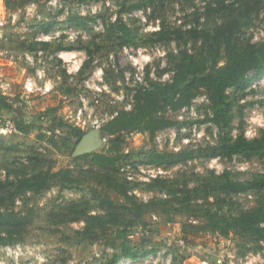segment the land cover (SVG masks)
Segmentation results:
<instances>
[{"label":"rangeland","instance_id":"rangeland-1","mask_svg":"<svg viewBox=\"0 0 264 264\" xmlns=\"http://www.w3.org/2000/svg\"><path fill=\"white\" fill-rule=\"evenodd\" d=\"M220 1L231 9L213 11ZM244 2L32 0L9 10L0 0V93L19 96L29 121L48 108H57L58 116L71 122L82 109L85 132L102 128L116 112L131 109L134 89L170 81L171 72L164 70L172 66L181 50L199 45L200 40L195 42L190 30L213 31L238 15L242 24L236 36L239 44L264 41V1L260 7L250 11L243 7L240 12L238 7ZM136 4L143 7L126 11ZM78 16L90 19L87 29L74 28L68 22ZM117 20L136 34V45L119 48L117 34L109 30ZM162 28L179 30L184 38L154 42L152 34ZM41 43L48 45L45 48ZM59 47L65 50L57 51ZM69 48L73 49L66 50ZM30 79L31 92L25 89ZM227 93L233 104L229 138L239 134L258 137L264 130V74L248 87L231 88ZM210 115V102L201 92L189 108L167 113L180 125L158 132L153 141L145 134L126 135L120 153L123 157L115 165L96 164L92 155L74 160L69 153L56 152L37 139V130L29 135L17 130L0 135V183L7 177L14 180L17 173L30 174L34 168L54 172L67 167L79 181L73 189L60 190L55 183L37 195L0 196V214L12 212L20 218L18 224L0 218V236L6 240L0 241V264H107L121 241L115 231L124 226L134 232L127 239L130 246L156 251L135 262L122 259L117 264H264L263 241L240 231L226 238L219 236L205 228L202 215L209 208L224 216H237L264 201V192L227 195L215 183L226 170L237 181L263 174L264 159L201 157L163 168L158 176L163 182L151 187L129 190L123 181L129 174L135 178L131 182L156 174L153 168L142 165L151 150L174 154L215 146L219 131L207 121ZM9 117L4 110L0 112V128ZM106 140L96 152L110 157ZM12 171L15 173L10 174ZM203 179L208 180L209 188ZM125 194L133 201H126ZM104 197L112 202L119 223L107 222L106 229L95 228L89 238H78L75 233L84 228L85 214L105 216L99 204ZM132 202L140 210L136 211ZM140 234L148 241H142Z\"/></svg>","mask_w":264,"mask_h":264},{"label":"trees","instance_id":"trees-1","mask_svg":"<svg viewBox=\"0 0 264 264\" xmlns=\"http://www.w3.org/2000/svg\"><path fill=\"white\" fill-rule=\"evenodd\" d=\"M31 1L4 0V5L9 10H15ZM78 1L82 3L86 0ZM244 1V4L238 7L240 12L243 7H246L248 11L253 10L254 6L260 7L261 1L264 0ZM142 7V4H136L127 8L126 11L132 12ZM123 8L124 5L121 6V9ZM229 8L230 6L220 1L213 11H225ZM238 17V15L232 17L213 31L190 30L188 33L194 35L196 38L194 41L200 40L199 45L192 50H181L177 59L172 62V66L164 70L171 72L170 81L150 82L147 87H137L132 92L131 109L116 112V115L102 126L101 129L106 135L108 151L111 156H102L93 152L74 158V160L92 155L96 164L115 165L123 157L120 153L126 135L145 134L150 141H153L158 132L180 125L178 121L167 116V113H177L182 109L189 108L192 101L201 92L206 93L210 102L211 115L207 121L219 131L218 143L215 146L184 149L174 154L151 150L148 152L147 158L142 161V165L167 169L201 157L231 159L236 155L264 159V130L260 131L258 137L252 139L246 138L243 134H239L235 139L229 138L232 131L233 104L230 102L227 91L231 88H246L264 74V41L260 43L246 42L240 45L236 39L242 28ZM87 21H90L88 17L78 16L70 18L68 22L74 28L87 29ZM247 23L248 21L243 25ZM50 28L51 26L47 27L46 31H49ZM109 30L117 34L115 40L119 48L137 44L136 34L131 32L129 27L120 20L111 24ZM152 37H155L154 42L158 43L171 41L172 37H174L173 39L184 38L179 30H164V28L153 33ZM41 45L46 48L48 44L41 43ZM70 49L73 48L66 50ZM63 50L65 49L57 48V51ZM249 73L254 74L249 76ZM24 108L25 104L19 96L11 97L0 93V112L4 110L10 115L9 118L12 119L18 132L29 135L37 130L38 140L45 141L56 152H66L71 156L75 146L86 132L59 117L57 108H48L32 121L27 119L28 115ZM16 176L14 180H9L7 177L4 182L0 183V196L12 199L27 193L41 194L49 190L55 183L58 184L60 190L73 189L79 184L78 179L73 175V169L68 167L54 172L50 168L41 170L34 168L30 174L23 172L17 173ZM123 181L130 190L132 187L149 185L151 187L154 183L163 182V179L156 177L143 183L130 182L126 179ZM202 181L206 184L205 187L209 188L208 180L203 179ZM215 183H217L218 190L227 195L259 194L264 192V173L254 175L244 181H237L232 180L230 172L226 170ZM124 197L126 201H133V197L128 194H125ZM99 204L105 212V216H86L85 214L83 216L85 218L84 228L75 233L78 238H89L94 235L95 228L106 229L107 222L112 225L119 223V217L112 212L113 204L107 197L101 198ZM132 205L136 211L140 210L138 205L133 202ZM202 215L205 219V228L212 233L226 238L230 234L240 231L254 236L264 243L263 199L258 202L255 208L242 211L237 216H224L209 208L205 209ZM0 218L8 220L10 223L20 222L19 216L12 212H9L7 216L0 214ZM133 234L134 232L126 226L115 231L116 238L121 241L118 251L112 254L107 264H117L122 259L135 262L156 251V248L138 250L130 246L127 239ZM140 237L142 241L149 239L145 234H140ZM0 241L5 242L6 240L0 236ZM176 251H180V249Z\"/></svg>","mask_w":264,"mask_h":264},{"label":"built area","instance_id":"built-area-1","mask_svg":"<svg viewBox=\"0 0 264 264\" xmlns=\"http://www.w3.org/2000/svg\"><path fill=\"white\" fill-rule=\"evenodd\" d=\"M25 89L27 91H33V86H32V82H31V79L28 80L26 83H25ZM74 121H76V123H74ZM72 123L74 126L80 128L81 130H84L85 128H87V122L83 119L82 117V109H79L76 114L74 115V117L72 118V121L70 122ZM15 132L16 131V128L13 124V121L11 119H8L6 121V124L4 125V127L0 128V135H4V133H7V132ZM127 168H129V166H126ZM150 168H153L154 172H156V174H151L150 177H146V178H142V177H139V181L140 182H148L150 179H153V178H156L160 175H162V169L161 167H155V166H149ZM141 167H138V169L144 173L143 170L140 169ZM149 168V169H150ZM125 170L123 168H121V172H124ZM126 180L128 181H132L134 180L135 178L133 176H131L130 174L125 178Z\"/></svg>","mask_w":264,"mask_h":264},{"label":"water","instance_id":"water-1","mask_svg":"<svg viewBox=\"0 0 264 264\" xmlns=\"http://www.w3.org/2000/svg\"><path fill=\"white\" fill-rule=\"evenodd\" d=\"M105 138L106 135L101 128L89 130L82 135L81 139L75 146L71 154L72 158L96 152L104 144Z\"/></svg>","mask_w":264,"mask_h":264}]
</instances>
